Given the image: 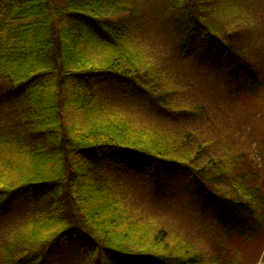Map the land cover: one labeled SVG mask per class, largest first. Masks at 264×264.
Masks as SVG:
<instances>
[{"label": "trees", "instance_id": "obj_1", "mask_svg": "<svg viewBox=\"0 0 264 264\" xmlns=\"http://www.w3.org/2000/svg\"><path fill=\"white\" fill-rule=\"evenodd\" d=\"M0 97L4 264H264V0H0Z\"/></svg>", "mask_w": 264, "mask_h": 264}, {"label": "rangeland", "instance_id": "obj_2", "mask_svg": "<svg viewBox=\"0 0 264 264\" xmlns=\"http://www.w3.org/2000/svg\"><path fill=\"white\" fill-rule=\"evenodd\" d=\"M163 26H165V21H162L161 23ZM151 29H152V33H153V37L150 38V42L153 43V44H157V49L156 51H158L159 54H161V57L163 59H165L169 54L170 52H175L176 50L178 51V49H175V48H170L168 49V46L169 44H172L174 41H173V38L169 35V39L165 42L162 41V39H158V34L157 32L155 31L154 29V24L152 22V26H151ZM156 37L155 41L157 43H154L153 42V39ZM163 42V43H162ZM98 84H100L101 86L104 87V89H107L110 94H115L117 96V99L118 100H121L125 97V93L129 94V98H131L129 100V104L131 106H133V108H136L138 107L139 105L141 106H146L147 103L146 101L144 100L143 96H142V91L133 87V86H130V85H123L121 83H113L112 81H110L109 79L103 77L101 78L99 81H98ZM111 95V96H112ZM114 106H123V107H127L129 108L130 105L128 104H125V105H121L119 102L117 104L113 103ZM241 107V106H240ZM119 108V107H118ZM254 108L253 107H250V106H246L243 108L241 107V109L237 112V116L242 119V120H245V121H248L250 119V115L251 113H254L253 111ZM258 115H260L258 113ZM261 116V115H260ZM144 117V116H143ZM259 117V116H258ZM114 162L115 161H112L110 164H107L106 168L104 169V172H110L112 171L113 169L114 170H117V166L114 165ZM136 198V200H135ZM137 198L139 197H134V199L132 201H134V206L136 208H141L142 210L140 211H143V212H148V210L150 209V207L148 206V201L146 200H149V198H146V195L143 196V199L142 200H137ZM145 200V201H143ZM27 201V203H25ZM129 201H127L128 203ZM173 207L174 205L173 204H167L165 206V208H168V207ZM32 207H35V205L32 204L31 200H29V198L27 199H20L18 201H14L13 202V205L10 207V210L9 211H6L4 212L3 216L1 217L0 219V222L3 221V224L7 223V227H5V229L0 228V234H2L3 236L0 238V241L2 240L3 245H1L0 243V264H4L6 259L3 258V255H2V250L1 247H3V249H5L7 247V239L9 237V234L6 232L8 229H10V227H16V221H18L20 218L24 217V213L28 210V211H32ZM36 207H39L38 205H36ZM170 209L169 212H167L168 210ZM169 209H163V206L162 208L160 209L161 210V216L159 217L160 218V222L157 223L160 224L164 221L165 223H168V221L170 223H174V222H177L178 221V218H175V210H178L176 208H169ZM167 210V211H166ZM151 212V211H150ZM138 215H135V217L137 218ZM7 221V222H6ZM11 225V226H10ZM175 227V226H174ZM185 228H187V225H184ZM8 234V236H7ZM7 236V238H6ZM6 238V240H5ZM6 241V242H4ZM81 246V245H80ZM81 247H84V248H88L87 246H81ZM258 247V249H257ZM234 250H236L235 248H233ZM238 249H239V254H241V256H243L245 259H247L248 261H253L254 259H257V253H258V250H259V246L257 244H252L250 246H244V245H239L238 246ZM74 251H76V245L74 244V248L72 249V245H69L67 243H62L60 245H58L56 247V250H54V255L56 253H59L58 255V258L55 259L56 263L57 264H74L78 261L77 258L74 259H71V255L75 256L74 255ZM4 259V261H3ZM90 264H91V261H90ZM257 264H261L260 261L257 263Z\"/></svg>", "mask_w": 264, "mask_h": 264}, {"label": "snow or ice", "instance_id": "obj_3", "mask_svg": "<svg viewBox=\"0 0 264 264\" xmlns=\"http://www.w3.org/2000/svg\"><path fill=\"white\" fill-rule=\"evenodd\" d=\"M4 103L3 97H0V104ZM2 195V193H0Z\"/></svg>", "mask_w": 264, "mask_h": 264}]
</instances>
